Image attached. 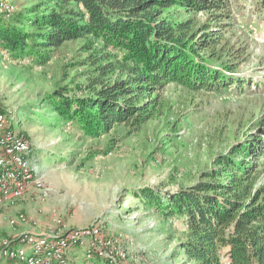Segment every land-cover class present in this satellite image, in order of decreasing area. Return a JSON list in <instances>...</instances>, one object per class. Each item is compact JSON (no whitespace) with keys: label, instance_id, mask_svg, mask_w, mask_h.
I'll return each instance as SVG.
<instances>
[{"label":"rangeland","instance_id":"374dc122","mask_svg":"<svg viewBox=\"0 0 264 264\" xmlns=\"http://www.w3.org/2000/svg\"><path fill=\"white\" fill-rule=\"evenodd\" d=\"M5 1L0 13L9 17L8 10L43 0ZM230 3L226 36L246 49L236 73L248 85L193 94L169 84L162 92L163 113L134 132L115 125L100 136H87L75 124L61 123L46 99L57 87L74 95L86 92L92 67L81 62L91 53L89 38L67 41L43 65L8 60L15 58L0 47V107L33 143L46 191L30 187L0 207V247L29 232H66L98 223L104 234L120 237L127 250L123 264H192L181 247L186 237L181 218H163L134 193L146 186L175 192L196 183L219 154L264 118V7L257 0ZM26 29L32 28L27 24ZM93 45L102 47L97 41ZM79 253L82 264L85 249ZM5 259L0 257V264H8Z\"/></svg>","mask_w":264,"mask_h":264},{"label":"trees","instance_id":"16d2710c","mask_svg":"<svg viewBox=\"0 0 264 264\" xmlns=\"http://www.w3.org/2000/svg\"><path fill=\"white\" fill-rule=\"evenodd\" d=\"M232 14L230 0H43L9 17L0 13V47L43 65L67 41L89 38L91 53L81 62L92 67L86 92L57 87L46 99L61 123L87 136L115 125L134 132L163 113L169 84L193 94L242 88L236 71L246 49L226 36ZM263 123L219 154L196 183L135 191L163 218H181V247L192 264H264Z\"/></svg>","mask_w":264,"mask_h":264},{"label":"built area","instance_id":"2783aa9c","mask_svg":"<svg viewBox=\"0 0 264 264\" xmlns=\"http://www.w3.org/2000/svg\"><path fill=\"white\" fill-rule=\"evenodd\" d=\"M5 2L0 0V12H4ZM1 51L5 55V51ZM7 59L30 62L29 58ZM14 120L13 115L0 107V207L21 197L30 187L46 194L45 173L39 170L34 145L23 131L14 128ZM66 125L70 127L72 123ZM61 230L53 229L45 234L25 233L14 244L5 242L0 247V257L21 264H69L70 253L83 247L82 264H91L96 257L106 260L107 264H123L126 261L127 250L122 246L120 237L104 234L98 223L66 232Z\"/></svg>","mask_w":264,"mask_h":264},{"label":"crops","instance_id":"0c3cea01","mask_svg":"<svg viewBox=\"0 0 264 264\" xmlns=\"http://www.w3.org/2000/svg\"><path fill=\"white\" fill-rule=\"evenodd\" d=\"M31 188H33V187H31ZM79 248L74 249L75 251H72L70 253L71 263L72 264H79V261L81 259V255L79 253ZM82 250L84 251V248L83 247H82ZM5 260H6V262H9L8 264H21V263H18L16 261H13V260H7V259H5ZM91 264H100V263L97 262V263H91Z\"/></svg>","mask_w":264,"mask_h":264}]
</instances>
